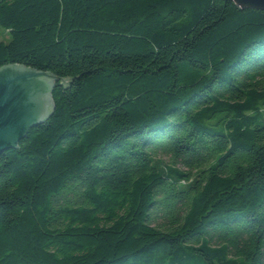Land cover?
Instances as JSON below:
<instances>
[{"label":"trees","instance_id":"obj_1","mask_svg":"<svg viewBox=\"0 0 264 264\" xmlns=\"http://www.w3.org/2000/svg\"><path fill=\"white\" fill-rule=\"evenodd\" d=\"M0 28V67L73 76L0 151V264H264V11L0 0Z\"/></svg>","mask_w":264,"mask_h":264},{"label":"water","instance_id":"obj_2","mask_svg":"<svg viewBox=\"0 0 264 264\" xmlns=\"http://www.w3.org/2000/svg\"><path fill=\"white\" fill-rule=\"evenodd\" d=\"M232 1L238 8L264 11V0ZM58 78L48 71H37L21 64L0 67L1 152L17 147L21 137L33 125L41 124L49 117L54 109L51 89ZM72 78H60L61 90L69 85Z\"/></svg>","mask_w":264,"mask_h":264},{"label":"rangeland","instance_id":"obj_3","mask_svg":"<svg viewBox=\"0 0 264 264\" xmlns=\"http://www.w3.org/2000/svg\"><path fill=\"white\" fill-rule=\"evenodd\" d=\"M9 38V33L7 30H3L0 28V41L5 42ZM178 73H179V84L188 85L192 81H194L196 78L199 77V75L202 74V72L197 69V67H191L188 64L184 62H179L178 65ZM164 161H168L165 158L162 157Z\"/></svg>","mask_w":264,"mask_h":264}]
</instances>
